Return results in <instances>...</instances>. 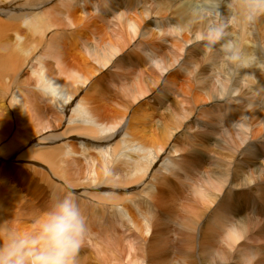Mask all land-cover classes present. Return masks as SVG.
Wrapping results in <instances>:
<instances>
[{"label":"bare ground","instance_id":"obj_1","mask_svg":"<svg viewBox=\"0 0 264 264\" xmlns=\"http://www.w3.org/2000/svg\"><path fill=\"white\" fill-rule=\"evenodd\" d=\"M53 1L0 0V158L22 161L17 200L37 220L53 196L71 193L86 217L84 239L93 229H105L107 239L99 245L109 264H162L174 254L173 244L178 255L190 246L198 252L193 240L168 236L164 223L182 219L186 201H179L180 190L191 188L212 200L196 230L214 214L216 237L224 241L211 264H264V76L246 72L257 65L246 30L261 26L260 4L247 0L252 17L241 0ZM225 60L234 77L227 94L221 80ZM207 63L222 68L221 75L214 70L216 97L206 90L217 112L213 136L204 135L203 144L178 143L191 137L189 125L196 134L208 127L186 106L179 128L157 132L156 117L167 111L176 73L195 86ZM259 88L262 95L255 92ZM105 101L113 112L105 113L106 105L99 104ZM144 102L155 103V111L141 112ZM148 125L155 141L143 137ZM213 169L214 178L204 177ZM204 178L211 192L200 190ZM128 206L140 227L131 224ZM2 213L0 228H9ZM114 221L127 233L126 262L123 254L107 250ZM137 230L149 240L159 233L155 240L164 251L151 257Z\"/></svg>","mask_w":264,"mask_h":264},{"label":"rangeland","instance_id":"obj_2","mask_svg":"<svg viewBox=\"0 0 264 264\" xmlns=\"http://www.w3.org/2000/svg\"><path fill=\"white\" fill-rule=\"evenodd\" d=\"M45 1V0H43ZM54 0L50 5L55 4ZM260 4V7L258 8V17L261 20V26H248L247 27V32H249L248 38L250 41H252L251 46L254 49V56L255 59L254 63L256 65L255 69L252 70L251 67L247 69L246 72L251 71L249 73L251 74H256L254 76H264L263 72L264 70V61L258 62L259 59H264V0H255ZM241 6H243L244 12L248 13L250 16L253 17L254 14V9L249 7L248 8V3L247 0H241ZM86 3V2H84ZM83 2L80 4L81 6L85 5ZM231 3V2H229ZM88 4V2L86 3ZM49 5V6H50ZM48 6V7H49ZM263 9V10H262ZM253 10V11H251ZM88 12V10H87ZM78 14V13H77ZM113 20V19H111ZM79 23V18L76 16L74 18V24ZM259 23V22H257ZM99 23L96 24V26H100ZM115 26H119L122 30L123 26L119 25L117 22L114 21ZM107 27V26H106ZM74 26L72 27V29ZM111 28V27H110ZM108 30V28H107ZM238 30V29H237ZM235 31L237 35L240 34L241 31ZM156 31V30H155ZM246 33L244 34L245 37H247ZM214 37H211L209 42H213ZM252 39V40H251ZM255 40V41H254ZM216 42V41H214ZM256 43V44H255ZM166 46L164 47H169L170 43L166 42ZM258 46V47H257ZM70 50V51H69ZM233 50V48L228 49ZM69 51V52H68ZM69 54H73L71 57L74 56L75 51H73L71 48L68 49ZM256 54V55H255ZM261 57V58H260ZM211 63H207L206 70L207 72H203L202 77H200V80L195 82V86L190 85L191 81L187 77V75L183 72H177L176 74L178 75L175 77V83L171 87V93H170V104L167 106V111H160L156 117V120L159 121V128H156V131L161 130L163 128H168V127H178L180 123L185 121L187 119V114H182V110L186 109V107H191V110H188L189 113H191L194 118L196 117L198 120H200L202 123L207 124V128L202 131L199 134L197 133V128H193L192 126L189 125L187 133L191 135V137L184 136L183 139L179 140L178 143H189L190 145L193 143L194 145L197 144H203L204 139L203 136L208 134L209 136H213V133L210 131L211 125H214L215 116L217 112L215 109L213 110L210 108V101L207 99V94L206 90L212 92L215 97L217 95V90L218 87L215 85L214 81V75L219 74L221 75L222 73V68H217L214 65L212 66V69L210 68ZM222 65L225 67L226 71L223 73L221 80L225 82V90L226 94L228 91V86L234 81L233 74L230 69V61L225 60ZM260 65V66H259ZM217 68V69H216ZM215 70V74H214ZM256 70V71H255ZM27 78V72L26 69L24 70V73L20 75V79L23 80ZM135 81V80H134ZM23 82V81H22ZM136 82V81H135ZM21 83V82H20ZM106 85V84H105ZM260 91L255 90L256 94L262 95V89L259 88ZM261 92V93H260ZM225 94V95H226ZM184 99V105L181 103V100ZM156 99L153 100L155 102ZM108 101L99 103V104H105L106 107L108 105L107 109L105 105V109L102 107V109L105 110V113L111 112V106H109ZM107 103V104H106ZM155 103L150 105V103H142L141 107V112L147 111H155ZM186 106V107H184ZM220 107V108H219ZM217 110H225L222 105L216 106ZM230 112L232 111V108L230 107ZM107 110V112H106ZM110 110V111H109ZM113 112V109H112ZM128 121V118H127ZM193 128V129H192ZM147 139V142L155 141L157 139L155 133L153 132V127L148 125V127L145 129V133L143 137ZM196 136V137H195ZM195 137V138H193ZM71 140V139H69ZM185 140V141H184ZM188 148V147H187ZM209 148L211 149L210 145ZM22 161H14V160H6L3 158H0V186H4L5 193H0V210L3 211L2 213V220L4 221V224L7 225L9 228H13L17 231H28L31 230L34 227L33 222L36 221V218L34 215H31L30 210L23 205V203L19 202L20 199L18 198L17 192L20 191L21 186L19 184L15 183L17 176H18V171L20 170ZM19 166V167H18ZM95 169V167H94ZM22 171V170H20ZM24 172V171H22ZM17 174V175H16ZM209 176L211 179L215 177V170L207 171L205 176ZM184 184H188L185 182ZM198 186L200 187V190L202 192L206 190L207 192H211L212 186H209L205 182V178L202 179L200 183H198ZM179 186H176L178 189ZM184 188V187H183ZM180 190L182 193L179 195V201H186V209L185 213L180 219V217H176L173 221H165L164 223L168 224V236L171 234L170 237H176V238H189L193 240L195 245H199L198 247V252L197 249H192V246H190L191 249L188 250L189 253H185L183 255H178L179 251L176 247V245L173 244V253L171 256L164 257V261L162 264H211L215 261V251L217 250V247L220 246L221 244H224L223 238L222 237H216V229L213 224V221L215 218L211 216L206 223L199 229L196 230L195 224L203 217L205 216L209 209L212 207V200L210 199V196L207 195L204 198L197 197L196 195L192 194L191 188H184ZM23 190V189H21ZM7 191V192H6ZM17 191V192H16ZM25 192L23 191L22 196H24ZM5 194V195H4ZM17 196V198H16ZM7 198V200L5 199ZM19 201H18V200ZM3 201V202H2ZM8 202V204H7ZM12 204V205H11ZM14 204V205H13ZM15 206V207H13ZM126 210V209H125ZM9 213H12V216H9ZM36 214V213H35ZM7 216V218L5 217ZM126 215L128 218H130L131 224L137 225V228L141 226L142 221H139L138 214L132 209V207L128 206L126 210ZM180 216V215H179ZM8 219V220H7ZM113 228L114 235L112 236V242L109 241V244L112 243L113 247L107 249L115 252L116 255L118 254H123L122 260L124 262L127 261L128 259V251H126V248L124 246H127V233L124 229L120 227V225L114 221L113 224H111ZM89 228L92 227L93 225L88 224ZM129 227L131 226L130 224L128 225ZM96 228V227H95ZM102 229V230H101ZM93 229L91 230V236L84 239L83 245L80 248L76 258H75V264H109L110 261L107 258H102L105 257L103 251V246L104 245H99L102 243V241H106V233L105 229ZM196 233H195V232ZM123 232V233H122ZM137 232V237L138 240L141 244H144L147 248H145L146 251L149 252L151 257H156L160 252L162 253L164 249H161L162 245L158 244V242L155 239H159V236H161L159 233H155L153 240H149L148 236L146 235L145 232ZM103 234V235H102ZM159 234V235H158ZM102 235V236H101ZM98 237V238H97ZM100 237V238H99ZM111 237V236H109ZM146 237V238H145ZM158 237V238H157ZM148 238V240H147ZM114 239V240H113ZM97 241V242H96ZM154 241V242H153ZM157 242V243H156ZM105 244V243H102ZM91 245V246H90ZM93 245V246H92ZM95 245V246H94ZM165 245V243L163 244ZM156 246V247H155ZM160 246V247H159ZM102 248V251L101 249ZM158 248V249H157ZM157 249V251H156ZM106 250V251H107ZM154 252V253H153ZM106 253V252H105ZM191 253V255H190ZM80 254V255H79ZM156 254V255H155ZM187 255V256H185ZM206 257L208 261L202 262L201 258L198 257ZM89 257L97 259L91 260L89 262ZM197 257V258H196ZM97 261V262H96ZM154 264V263H153ZM157 264V263H155Z\"/></svg>","mask_w":264,"mask_h":264},{"label":"clouds","instance_id":"obj_3","mask_svg":"<svg viewBox=\"0 0 264 264\" xmlns=\"http://www.w3.org/2000/svg\"><path fill=\"white\" fill-rule=\"evenodd\" d=\"M33 224L28 231L0 228V264H75L86 217L73 194L53 196Z\"/></svg>","mask_w":264,"mask_h":264}]
</instances>
